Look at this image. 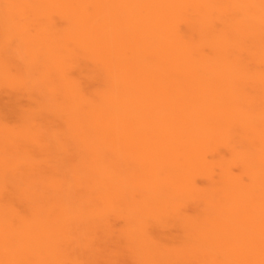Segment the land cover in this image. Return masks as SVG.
I'll use <instances>...</instances> for the list:
<instances>
[{
    "label": "bare ground",
    "instance_id": "bare-ground-1",
    "mask_svg": "<svg viewBox=\"0 0 264 264\" xmlns=\"http://www.w3.org/2000/svg\"><path fill=\"white\" fill-rule=\"evenodd\" d=\"M0 264H264V0H0Z\"/></svg>",
    "mask_w": 264,
    "mask_h": 264
},
{
    "label": "rangeland",
    "instance_id": "rangeland-1",
    "mask_svg": "<svg viewBox=\"0 0 264 264\" xmlns=\"http://www.w3.org/2000/svg\"><path fill=\"white\" fill-rule=\"evenodd\" d=\"M262 31V30H261ZM6 97V98H5ZM5 98V100H7V96H5V95H3V99ZM119 223V222H118ZM175 229H173V231L171 230V232H176V231H174Z\"/></svg>",
    "mask_w": 264,
    "mask_h": 264
}]
</instances>
